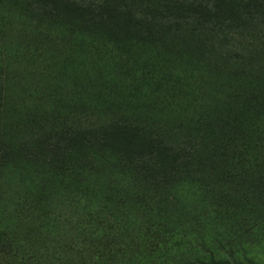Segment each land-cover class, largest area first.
Returning a JSON list of instances; mask_svg holds the SVG:
<instances>
[{
    "label": "rangeland",
    "instance_id": "1",
    "mask_svg": "<svg viewBox=\"0 0 264 264\" xmlns=\"http://www.w3.org/2000/svg\"><path fill=\"white\" fill-rule=\"evenodd\" d=\"M74 1L96 15L0 0V264H264V51H228L247 49L264 15L252 25L223 4L217 31L172 24L182 0L130 4L154 14L144 23L111 0ZM240 3L264 13V0ZM118 119L187 139L194 171L154 197L118 157L60 150L65 128Z\"/></svg>",
    "mask_w": 264,
    "mask_h": 264
},
{
    "label": "trees",
    "instance_id": "2",
    "mask_svg": "<svg viewBox=\"0 0 264 264\" xmlns=\"http://www.w3.org/2000/svg\"><path fill=\"white\" fill-rule=\"evenodd\" d=\"M25 1L34 11H41L51 15L72 16L76 14V19L79 21H84L87 18L91 19V17L93 18L96 15L89 7H82L74 0H70V4L73 6L72 13L70 11L66 12V10L58 6L62 0ZM135 1L137 0H111V9L113 6H120L127 12L129 19L133 21L137 19V22L140 23H144L145 21L142 20L147 18L154 21V14L146 8L141 9L140 12H134L130 16V11L126 9L131 8L129 5ZM181 2H185V5L182 6L188 13L180 17L182 20L178 17L177 13L176 18L173 16L174 18L169 19V21H173L172 24H176L179 21L184 24L186 20L193 23L197 19L200 20L202 26L209 24L212 27H216L217 31H220V27L226 23L225 21L221 23L222 19H219L218 15L219 7L223 4L231 11L252 21V25L257 24V21L260 19L258 16L262 17L264 15V13L254 12L253 9H248L246 5L240 3L241 0H182ZM74 9L77 10L76 13H73ZM189 13L191 14L190 16H188ZM204 14H208L211 19L207 21L202 20ZM162 23H165V21L162 20ZM256 31L259 34L258 37L251 40L250 46L245 50L238 48L239 44L236 42L237 40H231L228 51H233V58L245 59L244 52L251 55L255 49L264 51V43L261 44L260 42L262 40L264 41V32L259 27H256ZM228 34L234 35V33ZM256 42L259 45L258 47H256ZM65 129L68 130V133L64 131L56 137L59 148L63 153H67L69 149H75V152L81 153L83 156L88 154H112L129 166L134 174L136 173L140 178L150 183L148 187L153 191L152 194L154 197H158L159 191L157 189L162 187L161 185L169 182V180L176 179L177 176L179 177L187 172L194 171L195 168L193 158L194 145L192 146L183 137L179 138L177 136L174 140L170 141L168 138L158 136L152 130H148V128L143 129L120 119L105 124L104 127L97 131L86 126L81 127L78 131L71 130L70 127ZM72 143L75 145L70 146ZM164 163H167V166H164ZM208 256L209 261H213L212 254L209 253Z\"/></svg>",
    "mask_w": 264,
    "mask_h": 264
}]
</instances>
